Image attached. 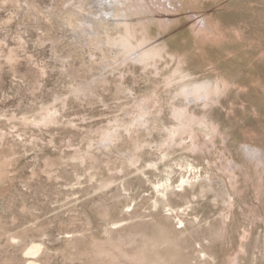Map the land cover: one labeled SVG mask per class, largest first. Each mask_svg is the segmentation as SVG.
I'll return each instance as SVG.
<instances>
[{"label": "rangeland", "instance_id": "1", "mask_svg": "<svg viewBox=\"0 0 264 264\" xmlns=\"http://www.w3.org/2000/svg\"><path fill=\"white\" fill-rule=\"evenodd\" d=\"M80 1L0 0V264H264V0Z\"/></svg>", "mask_w": 264, "mask_h": 264}, {"label": "bare ground", "instance_id": "2", "mask_svg": "<svg viewBox=\"0 0 264 264\" xmlns=\"http://www.w3.org/2000/svg\"><path fill=\"white\" fill-rule=\"evenodd\" d=\"M103 1H105V0H81L76 5V8H75L79 14V17H77V21H76L77 24H75V21L74 22L70 21L71 19L69 21L66 20V24L67 25L69 24V26L73 30H81L82 27L86 29L87 28L86 24L89 23V21L91 20V22L93 21V22H95V24H99V25L101 24V27L105 28V30H109L110 25L108 23H111V21L113 20L111 13L113 12L114 16H116V17H119L121 15L117 12L116 9H114L115 7L113 8V3H111V7L113 8V10H111L110 12L105 10L106 8H103L105 10L104 13H102V11L98 12L97 11V8L99 7L98 3L99 2L103 3ZM116 1H117V4L122 5L124 3V0H116ZM74 2H75V0H74ZM112 2L116 3L114 0H112ZM102 6L104 7L103 4H102ZM102 6L100 5V7H101L100 9H102ZM106 19L110 20V22L105 21ZM86 20H87V22H86ZM106 22H107V24H106ZM140 24L142 25V27L144 28V32L146 33L148 29L145 26L146 25L145 22H142ZM127 28L128 29H126V31H125L126 35H123L122 33H120L118 38L114 37L112 34H107L109 36L108 37L109 43L111 45H121L125 49L129 50V37H130L132 31L136 30L137 26L131 25L130 27H127ZM164 46H166V45L164 44ZM164 194H167V193H164ZM40 249H41L40 244L33 243L30 247H28L27 252H31L30 255H34V254H37L40 251ZM28 264H37V262L34 260H30V261H28Z\"/></svg>", "mask_w": 264, "mask_h": 264}, {"label": "snow or ice", "instance_id": "3", "mask_svg": "<svg viewBox=\"0 0 264 264\" xmlns=\"http://www.w3.org/2000/svg\"><path fill=\"white\" fill-rule=\"evenodd\" d=\"M181 61L183 58H180ZM177 68H179V65L176 66ZM157 75H159V73H157ZM176 76H180L181 79H187V77L184 75V74H181L179 72H175L173 73V77H172V80L173 82H176L175 81V77ZM221 81H217L216 82V85L215 87L213 88L212 86H204L203 88L201 89H198L195 93L189 91L188 89H185L183 91V95L186 96V97H189V96H196L198 99L200 100H203V101H208L212 96H218L221 94ZM227 84L225 83L224 84V88H227ZM189 103L191 102V100L188 101ZM54 115H58V113H55V112H48L47 116L44 118V120L41 121L42 124L46 123V122H49L50 118ZM143 119V118H142ZM200 124L201 127L205 128L206 131H210V133H215L216 129L214 127H210L208 124H207V121L203 118H201V120L198 122ZM172 137H169V146L172 144ZM148 167L149 168H154L155 165L154 164H148ZM187 171L188 173H192L194 171L193 167L191 164H188L187 165V168L186 169H181V172L183 171ZM191 185V181L190 180H185L183 178H180L179 179V183L175 185V191L177 192H183L184 191V187L185 185ZM171 188V182H168L166 181L164 184H160V183H157L155 185V190L157 193H160V194H163V193H167ZM181 212H183V209H180ZM179 224V222H178ZM180 227H183L182 224H179ZM113 227H115V225H113ZM38 247V246H37ZM31 252H26L25 255H30Z\"/></svg>", "mask_w": 264, "mask_h": 264}]
</instances>
